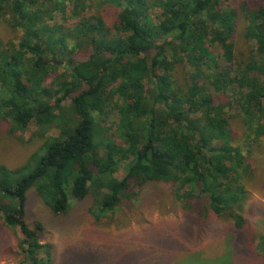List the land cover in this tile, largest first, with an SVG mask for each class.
Returning a JSON list of instances; mask_svg holds the SVG:
<instances>
[{"label": "trees", "instance_id": "1", "mask_svg": "<svg viewBox=\"0 0 264 264\" xmlns=\"http://www.w3.org/2000/svg\"><path fill=\"white\" fill-rule=\"evenodd\" d=\"M242 23L246 55L230 42ZM0 25L14 32L0 38V130L41 128L25 163L0 164V211L24 235L25 260L54 264L25 219L31 187L56 217L89 197L92 217L112 220L136 188L157 182L199 224L228 218L242 232L252 222L241 212L258 174L252 146L264 147V5L0 0ZM234 105L248 131L236 137L223 116ZM50 126L59 134L46 136ZM250 243L242 262L261 264L264 235Z\"/></svg>", "mask_w": 264, "mask_h": 264}, {"label": "rangeland", "instance_id": "2", "mask_svg": "<svg viewBox=\"0 0 264 264\" xmlns=\"http://www.w3.org/2000/svg\"><path fill=\"white\" fill-rule=\"evenodd\" d=\"M233 3L238 9L242 4L264 5V0H233ZM61 20L62 17L56 18L57 22ZM242 27L243 23L230 42L235 52L246 55L253 41L245 39ZM10 36L14 32L0 25V38L6 40ZM117 102L123 105L122 100ZM228 112L223 116L235 137L246 134L239 108L234 105ZM111 126L114 132L116 122ZM40 129L33 121L21 134L0 130V164L14 168L25 163L42 142ZM46 131V136L59 134L56 127L50 126ZM252 147L258 174L252 180L247 178L245 185L247 200L241 214L248 215L252 222L242 232L232 230L228 218L209 226L199 224L201 218L196 221L184 215L187 210L169 185L157 182L141 184L134 190L137 195L122 203L112 220L101 221L89 212L92 205L89 197L82 202L72 201L65 216H53L31 187L27 192L25 219L29 226L38 223L39 240L52 245L54 264H246L242 262L247 258L244 249L249 248L251 237L264 235V147ZM239 148L246 155L245 146ZM124 174L122 164L114 176L121 179ZM4 215L0 211V264H31L20 251V245L26 244L24 235L18 225L6 224Z\"/></svg>", "mask_w": 264, "mask_h": 264}]
</instances>
